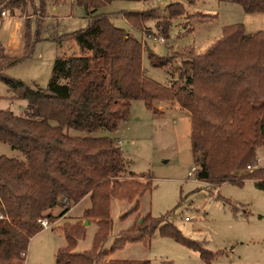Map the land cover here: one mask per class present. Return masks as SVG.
Instances as JSON below:
<instances>
[{
    "label": "trees",
    "instance_id": "1",
    "mask_svg": "<svg viewBox=\"0 0 264 264\" xmlns=\"http://www.w3.org/2000/svg\"><path fill=\"white\" fill-rule=\"evenodd\" d=\"M118 1L149 0H74L89 24L71 34L49 38L59 45L73 42L76 50L56 57L46 89L0 72V81L20 90V98L26 103L19 115L0 110V142L21 151L25 158L0 156V264H22L30 239L42 231L39 221L58 220L85 198L90 207L82 219L61 227L66 245L56 251L55 264H150L109 256L127 243L147 242L162 223V236L198 251L206 263L213 260L214 255L165 222L168 214L145 216L141 224L121 232L111 247L105 248L112 229L111 200L133 203L126 215L135 213L138 198L151 191L153 178L150 174L126 173L116 140L69 136L64 131L115 132L127 121L131 102L136 100L154 113L157 101L175 102L187 112L198 182L241 187L253 180L256 188L264 191V168L245 171L257 164L256 149L264 146V32L246 35L241 25L224 27L205 52L197 54L187 48L180 53L179 63L174 56L159 57L149 52L153 67H172L177 76L170 85L161 86L143 73V44L99 12ZM183 1L193 5L197 0ZM215 1L238 5L246 14L264 11V0ZM33 3L0 0V21L2 12L8 10L13 16L15 10L23 11ZM38 13L43 20L44 4ZM165 13L160 18L150 9L125 12L123 18L139 32L147 21L156 20L154 37L166 38L171 21L182 17L185 8L172 2ZM195 15V23L212 19ZM30 40V33H26L23 56L11 64L27 57ZM56 207L62 209L57 217L51 214ZM83 221L94 223L97 230L91 250L75 254L72 251L78 239L85 236Z\"/></svg>",
    "mask_w": 264,
    "mask_h": 264
},
{
    "label": "rangeland",
    "instance_id": "2",
    "mask_svg": "<svg viewBox=\"0 0 264 264\" xmlns=\"http://www.w3.org/2000/svg\"><path fill=\"white\" fill-rule=\"evenodd\" d=\"M33 1V5L25 6L23 11L15 10L13 16L6 10L7 16L0 21V72L26 85L34 83L46 89L56 57L76 50L73 42L59 45L49 38L85 29L89 20L74 0ZM172 2L182 3L185 14L171 21L166 38L154 37L156 20L147 21L145 29L139 32L123 18L125 12L150 9L163 18L166 7ZM43 4L45 16L42 20L38 11ZM99 12L108 15L117 28L125 30L143 44V73L161 86L170 85L177 76L172 73V67H153L149 52L159 57L174 56L175 62L179 63L182 51L187 48L197 52L207 49L210 43L219 39L224 27L241 25L246 35L264 32V11L246 14L238 5L215 0H197L193 5L183 0L118 1ZM195 13L212 19L195 23L198 20L196 15L193 16ZM26 33H30L31 39L28 55L11 64L13 59L23 56ZM20 95V90H13L0 81V110L21 114L26 103ZM154 108L157 113L147 109L140 100L131 102L127 121L122 122L115 132L99 130L87 134L73 129L64 131L69 136L110 137L116 140L126 173L150 174L153 178L151 191L138 198L135 213L126 215L133 203L111 200L112 229L105 248L111 247L121 232L129 230L135 223L139 224L145 216L160 218L168 214L165 222L186 240L201 245L214 258L206 263L198 251L162 236L163 223L147 242L127 243L112 252L109 258L146 260L150 264H264V191L257 189L253 180L245 181L241 187L230 183L214 186L198 182L194 171L197 165L190 146L189 115L175 102L157 101ZM1 155L25 160L21 151L0 142ZM255 156L257 164L246 168V172L264 168V146L256 149ZM89 207V199L85 198L60 221L47 220L49 229H42L30 239L22 264H55L56 251L66 245L62 225L81 220L83 212ZM61 212L59 207L51 210L55 217ZM85 227L84 238L78 239L72 251L75 254L92 248L97 227L94 223Z\"/></svg>",
    "mask_w": 264,
    "mask_h": 264
},
{
    "label": "built area",
    "instance_id": "3",
    "mask_svg": "<svg viewBox=\"0 0 264 264\" xmlns=\"http://www.w3.org/2000/svg\"><path fill=\"white\" fill-rule=\"evenodd\" d=\"M1 16H2V18H4V17L7 16V14H6L5 12H2V13H1ZM160 41L163 42V38H160ZM247 169H250V167H247ZM186 220H187V219H186ZM39 224H40V226H41L42 229H46V230H47V229H49V227H50L48 221L45 220V219L40 220V221H39Z\"/></svg>",
    "mask_w": 264,
    "mask_h": 264
},
{
    "label": "crops",
    "instance_id": "4",
    "mask_svg": "<svg viewBox=\"0 0 264 264\" xmlns=\"http://www.w3.org/2000/svg\"><path fill=\"white\" fill-rule=\"evenodd\" d=\"M213 42H214V41H213ZM213 42H212V43H213ZM212 43H210L209 46H210ZM209 46H208V47H209ZM208 47H207V49H208ZM204 48H205V47H204ZM207 49H204V50L199 51V52H197V51L194 50V49H193V50H194L197 54H201V53L205 52ZM179 108H180V107H179ZM259 168H261V167H259ZM86 199H87V198H86ZM66 215H67V214H66ZM66 215H65V216H66ZM65 216L61 217V218L58 219L57 221H60V220H61L62 218H64ZM56 223H57V222H56ZM110 257H111V255H110Z\"/></svg>",
    "mask_w": 264,
    "mask_h": 264
},
{
    "label": "water",
    "instance_id": "5",
    "mask_svg": "<svg viewBox=\"0 0 264 264\" xmlns=\"http://www.w3.org/2000/svg\"><path fill=\"white\" fill-rule=\"evenodd\" d=\"M142 220L139 221V224H141ZM87 222H85L84 226H87Z\"/></svg>",
    "mask_w": 264,
    "mask_h": 264
}]
</instances>
